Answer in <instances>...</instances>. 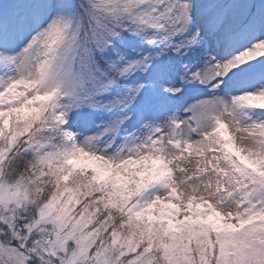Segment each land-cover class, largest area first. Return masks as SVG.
<instances>
[{
    "label": "snow or ice",
    "instance_id": "snow-or-ice-1",
    "mask_svg": "<svg viewBox=\"0 0 264 264\" xmlns=\"http://www.w3.org/2000/svg\"><path fill=\"white\" fill-rule=\"evenodd\" d=\"M0 264H264V0H0Z\"/></svg>",
    "mask_w": 264,
    "mask_h": 264
}]
</instances>
